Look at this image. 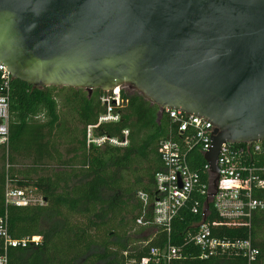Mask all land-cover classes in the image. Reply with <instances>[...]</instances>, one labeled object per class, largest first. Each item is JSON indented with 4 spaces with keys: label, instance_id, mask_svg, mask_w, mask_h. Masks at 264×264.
I'll return each mask as SVG.
<instances>
[{
    "label": "trees",
    "instance_id": "trees-1",
    "mask_svg": "<svg viewBox=\"0 0 264 264\" xmlns=\"http://www.w3.org/2000/svg\"><path fill=\"white\" fill-rule=\"evenodd\" d=\"M60 89L67 90L65 114L58 113L54 94ZM102 95L100 90L89 95L80 89L11 82L8 144L0 146V216H6L12 239H40L7 248L8 264H129L147 258L151 247L162 250L168 243L182 250L174 264H264V212H255L249 227L229 226L219 218L199 189L209 185L210 176L197 142L191 143L187 164L199 175L201 187L192 191L169 232L153 224L154 179L163 169L159 144L187 134L179 133L178 124L138 92L121 91L126 104L120 120L100 125L93 136L122 141L127 131L128 146L87 145V127L96 125L104 113ZM261 145L264 148V142ZM251 161L264 167V152ZM8 189L23 190L43 203L6 204ZM139 193L147 196L146 205ZM253 197L264 201V190H254ZM140 218L142 225L137 224ZM203 220L215 239L249 238L258 250L256 258L248 262L226 253L201 258L200 248L189 240ZM3 253L0 239V256Z\"/></svg>",
    "mask_w": 264,
    "mask_h": 264
},
{
    "label": "water",
    "instance_id": "water-1",
    "mask_svg": "<svg viewBox=\"0 0 264 264\" xmlns=\"http://www.w3.org/2000/svg\"><path fill=\"white\" fill-rule=\"evenodd\" d=\"M0 64L33 88L128 86L209 121L213 191L222 145L264 142V0H0Z\"/></svg>",
    "mask_w": 264,
    "mask_h": 264
},
{
    "label": "built area",
    "instance_id": "built-area-1",
    "mask_svg": "<svg viewBox=\"0 0 264 264\" xmlns=\"http://www.w3.org/2000/svg\"><path fill=\"white\" fill-rule=\"evenodd\" d=\"M10 73L0 64V146H7L9 136L10 106L9 96L11 92ZM104 113L98 118L97 124L87 127V145L102 147L105 144L126 148L128 146V132H123V140L117 141L105 136L95 137L93 131L102 124L117 123L120 120V110L126 101L121 96L120 88H115L103 93L100 98ZM170 118L178 124V132L187 135L180 140L169 138L159 144V155L163 169L155 175L156 200L153 204V224L165 228L168 232L172 220L188 200L192 191L201 187L200 178L196 172L189 169L187 154L191 143L197 142L202 146L205 154L210 146V136L213 126L204 119L186 116L179 111L165 109ZM264 152L261 143L247 145L224 144L221 146L217 166L219 180L216 191H212V177L208 164L205 172L210 176L209 185L202 186L201 194L212 202L219 218L229 226L249 227L255 212H264V201L253 197L254 190H264V167L256 166L251 157ZM181 185V187H179ZM32 195H27L23 190L8 189L5 194V202L16 207H24L30 204H42V200H33ZM139 199L147 204V196L139 193ZM197 213V209L193 210ZM205 218V212L202 213ZM142 225L143 219L137 220ZM0 239L3 241L4 253L0 256V264H8L6 249L25 247L28 243L37 244L38 237L31 239H12L7 231V218L0 216ZM190 242L201 250V258L207 259L217 253L234 254L241 256L248 262H252L258 255V250L253 247L251 240L223 241L211 237L210 226L201 221L197 225V232L190 237ZM182 257L181 248L168 245L160 250L155 247L149 249V256L139 262L129 264H174Z\"/></svg>",
    "mask_w": 264,
    "mask_h": 264
},
{
    "label": "rangeland",
    "instance_id": "rangeland-1",
    "mask_svg": "<svg viewBox=\"0 0 264 264\" xmlns=\"http://www.w3.org/2000/svg\"><path fill=\"white\" fill-rule=\"evenodd\" d=\"M120 91H123L126 95L131 94L133 92H137L135 89L130 88L128 86L121 87L120 88ZM66 93H67V90L66 89L54 90V94H55V96L57 98V101H58V106H59L58 107V113L59 114H61V113L62 114H65V111H63L62 108L65 107V105H66V103H65V95H66ZM212 180H213V178H212ZM212 191L213 190H211V193H212ZM31 197H32L33 200H38L39 199V197H37L35 195H32ZM144 236H146V233H143L140 238H142Z\"/></svg>",
    "mask_w": 264,
    "mask_h": 264
}]
</instances>
